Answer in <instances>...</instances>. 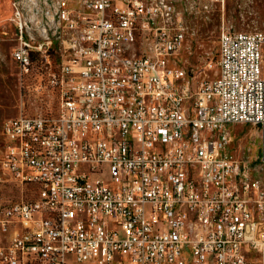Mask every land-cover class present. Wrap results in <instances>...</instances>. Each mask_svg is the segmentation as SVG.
<instances>
[{
    "label": "built area",
    "instance_id": "obj_1",
    "mask_svg": "<svg viewBox=\"0 0 264 264\" xmlns=\"http://www.w3.org/2000/svg\"><path fill=\"white\" fill-rule=\"evenodd\" d=\"M225 4L10 1L24 89L58 99L3 124L0 264H264V30L222 26L212 79L180 57L188 15Z\"/></svg>",
    "mask_w": 264,
    "mask_h": 264
},
{
    "label": "rangeland",
    "instance_id": "obj_2",
    "mask_svg": "<svg viewBox=\"0 0 264 264\" xmlns=\"http://www.w3.org/2000/svg\"><path fill=\"white\" fill-rule=\"evenodd\" d=\"M10 0H0V157L3 155L5 137L3 124L20 112L54 114L57 105L55 90L43 86L39 91H27L25 85L39 84L40 77L21 80L16 63L11 57L15 45V32L8 25ZM187 34L180 50L183 65L200 77L214 78V69L204 72V65L217 58L218 36L222 26L237 31L264 30V0H226L223 10L213 7L210 11L190 13L187 17ZM46 81L43 82L45 84ZM230 149L258 167L260 155L259 134L250 124H231ZM256 177L261 174L253 172ZM18 189L0 185V199H16Z\"/></svg>",
    "mask_w": 264,
    "mask_h": 264
},
{
    "label": "crops",
    "instance_id": "obj_3",
    "mask_svg": "<svg viewBox=\"0 0 264 264\" xmlns=\"http://www.w3.org/2000/svg\"><path fill=\"white\" fill-rule=\"evenodd\" d=\"M11 1V0H10ZM9 10H10V4H9Z\"/></svg>",
    "mask_w": 264,
    "mask_h": 264
}]
</instances>
